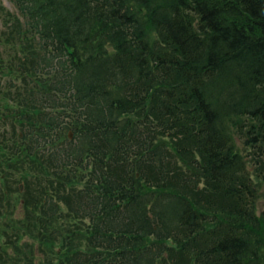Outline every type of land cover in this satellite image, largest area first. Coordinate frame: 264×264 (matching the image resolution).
<instances>
[{"label":"trees","instance_id":"1","mask_svg":"<svg viewBox=\"0 0 264 264\" xmlns=\"http://www.w3.org/2000/svg\"><path fill=\"white\" fill-rule=\"evenodd\" d=\"M8 1L0 264H264V0Z\"/></svg>","mask_w":264,"mask_h":264},{"label":"rangeland","instance_id":"2","mask_svg":"<svg viewBox=\"0 0 264 264\" xmlns=\"http://www.w3.org/2000/svg\"><path fill=\"white\" fill-rule=\"evenodd\" d=\"M3 8H6L9 12H12V10H13V8H12V6H11V4L9 3V1L8 0H0V15H3L6 11H4V12H1L3 9H2V7ZM14 12V11H13ZM238 144H239V142H237ZM250 170H252L251 169V167L249 168ZM250 173L251 174H253L251 171H250ZM13 187L12 188H10L11 190L12 189H17L18 188V186H19V188L20 187H22V186H24V183H22V182H20L19 183V185L17 184H13L12 185ZM23 188V187H22ZM259 190L262 192L261 193V196H260V198L258 199V202H257V209L258 210H261V209H264V183H262V184H260V188H259ZM12 197L16 200L15 201V203H17V200L19 199V198H21V193H14L13 195H12ZM9 206H10V208L12 207V205L11 204H9ZM10 208L8 209V211H11L10 210ZM7 211V212H8Z\"/></svg>","mask_w":264,"mask_h":264}]
</instances>
